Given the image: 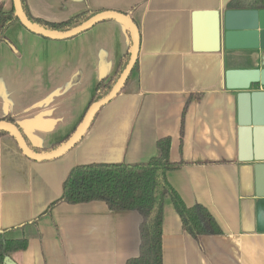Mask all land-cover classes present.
I'll list each match as a JSON object with an SVG mask.
<instances>
[{
  "label": "crops",
  "instance_id": "obj_1",
  "mask_svg": "<svg viewBox=\"0 0 264 264\" xmlns=\"http://www.w3.org/2000/svg\"><path fill=\"white\" fill-rule=\"evenodd\" d=\"M26 1L33 18L50 23L84 12L127 14L139 28L140 52L138 70L123 91L61 158L33 161L12 136H0V232L29 241L12 259L17 264H126L137 257L142 222L137 212L91 202L62 203L46 213L62 198L74 168L144 164L158 156L157 142L169 137L171 161L184 163L167 173L170 185L187 207H205L223 235L197 242L166 196L163 264H264V232L242 219L239 91L225 85L227 71L258 68L261 50L244 39L231 48L223 42L219 52H197L212 46L208 26L198 43L194 37L195 14H225L232 0ZM0 4L13 9V0ZM130 42L117 21L64 41L13 25L0 43V121L10 118L36 148L64 141L80 125L100 82L116 75Z\"/></svg>",
  "mask_w": 264,
  "mask_h": 264
},
{
  "label": "trees",
  "instance_id": "obj_2",
  "mask_svg": "<svg viewBox=\"0 0 264 264\" xmlns=\"http://www.w3.org/2000/svg\"><path fill=\"white\" fill-rule=\"evenodd\" d=\"M23 9L28 18L36 25L48 30L65 32L86 22L98 13L84 12L63 23H50L31 16L27 1L22 0ZM227 8L232 11L264 10V0H232ZM19 23L15 11H6L0 4V43L6 40V32L13 25ZM130 41L131 36L127 30ZM131 42L128 52L121 60L116 75L108 80L104 78L96 89L90 106L103 99L111 91L116 81L126 68L130 59ZM138 70V61L132 73ZM89 106V107H90ZM181 124V136L184 134V115ZM7 122L12 123L10 118ZM6 133L1 132V135ZM70 138L55 144L50 149L30 147L34 152H50L62 146ZM26 139V138H25ZM27 141V139H26ZM171 138H163L157 142L158 156L144 164H92L74 168L68 176L63 196L51 206L52 209L62 203L69 205L103 202L111 211L137 212L142 222L140 225L139 255L131 258L126 264H163V207L165 197L170 196L179 214L183 229L200 243L202 237L220 236L223 231L210 212L201 205L187 207L173 189L167 179L169 171L180 169L184 163H173L170 159ZM8 232H0V264L6 257L27 250V239H8Z\"/></svg>",
  "mask_w": 264,
  "mask_h": 264
},
{
  "label": "water",
  "instance_id": "obj_3",
  "mask_svg": "<svg viewBox=\"0 0 264 264\" xmlns=\"http://www.w3.org/2000/svg\"><path fill=\"white\" fill-rule=\"evenodd\" d=\"M13 9L19 23L29 32L55 41L73 39L96 25L106 21H117L125 26L131 36L129 62L111 91L103 99L93 103L85 113L80 125L70 138L59 148L50 152H34L26 142L21 130L13 123L0 121V133L12 136L23 154L37 162L61 158L75 148L91 128L99 112L110 104L123 91L127 84L140 52V32L133 19L120 12H100L81 25L65 31L48 30L34 24L26 15L22 0H13ZM194 37L197 43L203 38L204 27L208 26L210 48L197 47V52H219L224 42L231 48L236 40L244 41L261 50L260 63L254 70L227 71L225 85L230 90L239 91V162L241 177V207L245 226L264 232V10L199 12L194 16ZM260 31L257 34V31ZM258 35V39H257ZM259 45V46H258ZM260 88V90L256 89ZM244 226V229L246 228ZM247 229V228H246ZM3 264H17L6 257Z\"/></svg>",
  "mask_w": 264,
  "mask_h": 264
}]
</instances>
